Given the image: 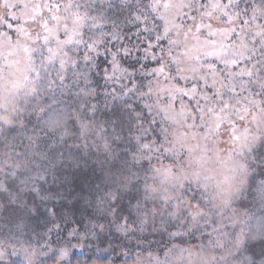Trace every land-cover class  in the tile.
Segmentation results:
<instances>
[{"label": "snow or ice", "instance_id": "obj_1", "mask_svg": "<svg viewBox=\"0 0 264 264\" xmlns=\"http://www.w3.org/2000/svg\"><path fill=\"white\" fill-rule=\"evenodd\" d=\"M85 247L264 264V0H0V264Z\"/></svg>", "mask_w": 264, "mask_h": 264}, {"label": "trees", "instance_id": "obj_2", "mask_svg": "<svg viewBox=\"0 0 264 264\" xmlns=\"http://www.w3.org/2000/svg\"><path fill=\"white\" fill-rule=\"evenodd\" d=\"M79 252L75 253V256L73 258V264H76V261H80V264H84L85 261H88L89 258L95 259L97 256L101 255L100 253H97L95 249L91 250L89 248H84L83 251L79 249ZM87 252V255H84V253ZM78 253V254H77Z\"/></svg>", "mask_w": 264, "mask_h": 264}, {"label": "rangeland", "instance_id": "obj_3", "mask_svg": "<svg viewBox=\"0 0 264 264\" xmlns=\"http://www.w3.org/2000/svg\"><path fill=\"white\" fill-rule=\"evenodd\" d=\"M93 243H94V242H93ZM85 248H86V247H85ZM89 249H90V248H89ZM92 249L94 250L95 247L91 248V250H92ZM79 251H80L79 249H75V250H74V253L79 252ZM82 251H83V250H82ZM77 254H78V253H77ZM84 255H87V252H85ZM12 259H13V260H16L17 258H16V257H12ZM117 264H120V262L117 261Z\"/></svg>", "mask_w": 264, "mask_h": 264}]
</instances>
